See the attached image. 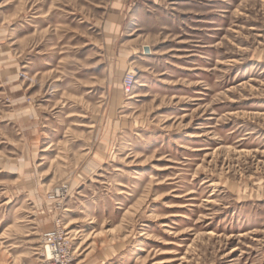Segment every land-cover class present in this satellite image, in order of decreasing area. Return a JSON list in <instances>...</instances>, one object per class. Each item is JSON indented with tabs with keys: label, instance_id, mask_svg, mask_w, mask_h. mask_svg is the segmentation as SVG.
Listing matches in <instances>:
<instances>
[{
	"label": "rangeland",
	"instance_id": "1",
	"mask_svg": "<svg viewBox=\"0 0 264 264\" xmlns=\"http://www.w3.org/2000/svg\"><path fill=\"white\" fill-rule=\"evenodd\" d=\"M49 231L69 264H264V0H0V264Z\"/></svg>",
	"mask_w": 264,
	"mask_h": 264
},
{
	"label": "built area",
	"instance_id": "2",
	"mask_svg": "<svg viewBox=\"0 0 264 264\" xmlns=\"http://www.w3.org/2000/svg\"><path fill=\"white\" fill-rule=\"evenodd\" d=\"M132 80L129 79L128 83H124L123 87L125 89V92L129 93L131 90ZM60 238L59 234L57 232H47L44 235V242L46 243V252H47V264H69L70 260L68 258L67 250L63 246L64 242L59 243L56 245L54 241L56 238ZM61 239V238H60ZM53 246H52V245Z\"/></svg>",
	"mask_w": 264,
	"mask_h": 264
},
{
	"label": "water",
	"instance_id": "3",
	"mask_svg": "<svg viewBox=\"0 0 264 264\" xmlns=\"http://www.w3.org/2000/svg\"><path fill=\"white\" fill-rule=\"evenodd\" d=\"M144 49H145V50H144L145 52H148V48H147V47H145Z\"/></svg>",
	"mask_w": 264,
	"mask_h": 264
}]
</instances>
